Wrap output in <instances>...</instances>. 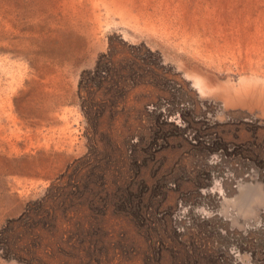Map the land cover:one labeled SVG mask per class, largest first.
Returning <instances> with one entry per match:
<instances>
[{"label":"rangeland","instance_id":"rangeland-1","mask_svg":"<svg viewBox=\"0 0 264 264\" xmlns=\"http://www.w3.org/2000/svg\"><path fill=\"white\" fill-rule=\"evenodd\" d=\"M263 96L264 0H0V227L30 264H264Z\"/></svg>","mask_w":264,"mask_h":264},{"label":"trees","instance_id":"trees-1","mask_svg":"<svg viewBox=\"0 0 264 264\" xmlns=\"http://www.w3.org/2000/svg\"><path fill=\"white\" fill-rule=\"evenodd\" d=\"M108 51V50H107ZM148 51V50H147ZM149 52V51H148ZM107 55H109V52L102 53L98 56L97 60L95 61L94 66L91 70H83L79 74V78L77 81V94L79 98V107L84 115L85 119H90V116L92 114L97 113L95 110H93L89 105L93 100L94 95V88L99 87L101 84L100 80L108 79L107 77V68L108 64L110 63L108 59L104 62H101L102 59H104ZM109 58V57H107ZM101 63V64H100ZM98 80V81H97ZM83 93V98L80 99V93ZM113 96H115V93H112ZM93 106V105H92ZM52 187L49 186V188H46L43 192V195L39 198H36L31 203L41 204L42 198L45 195L46 191L50 190ZM67 190V189H66ZM74 192L72 191H64L61 196L63 197V201H69L73 198L79 199V197H74ZM102 208H105L102 206ZM26 209V208H25ZM30 210V209H29ZM30 211L23 210L21 216L25 214H28ZM104 213V212H101ZM20 219V218H18ZM18 219H10L5 221V224H3L0 227V257L4 260H15L17 262L23 263V264H30L28 257L33 255V251H30L29 249H25L23 245V239L22 233H18L15 231L14 222ZM39 235H36L37 237Z\"/></svg>","mask_w":264,"mask_h":264},{"label":"water","instance_id":"water-1","mask_svg":"<svg viewBox=\"0 0 264 264\" xmlns=\"http://www.w3.org/2000/svg\"><path fill=\"white\" fill-rule=\"evenodd\" d=\"M242 194V191L241 190H239V192H238V197L240 196Z\"/></svg>","mask_w":264,"mask_h":264},{"label":"bare ground","instance_id":"bare-ground-1","mask_svg":"<svg viewBox=\"0 0 264 264\" xmlns=\"http://www.w3.org/2000/svg\"><path fill=\"white\" fill-rule=\"evenodd\" d=\"M264 97V96H263Z\"/></svg>","mask_w":264,"mask_h":264}]
</instances>
